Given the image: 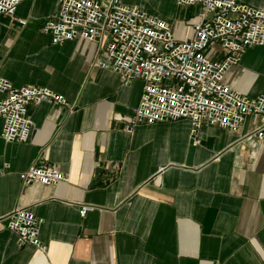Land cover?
I'll return each instance as SVG.
<instances>
[{
	"label": "crops",
	"instance_id": "1",
	"mask_svg": "<svg viewBox=\"0 0 264 264\" xmlns=\"http://www.w3.org/2000/svg\"><path fill=\"white\" fill-rule=\"evenodd\" d=\"M122 1L171 22L179 38L191 36L187 20L200 11L177 0ZM58 4L22 0L15 17L0 14V75L68 100L33 103L26 142L4 141L0 116V217L32 210L47 247L20 246L0 229V264H264V141L249 136L259 118L237 131L205 124L195 136L186 118L131 125L143 80L123 85L95 66L97 43L54 44L42 26ZM207 53L226 52L215 44ZM224 82L264 95V45L250 47ZM42 164L67 181L24 184L20 174Z\"/></svg>",
	"mask_w": 264,
	"mask_h": 264
},
{
	"label": "built area",
	"instance_id": "2",
	"mask_svg": "<svg viewBox=\"0 0 264 264\" xmlns=\"http://www.w3.org/2000/svg\"><path fill=\"white\" fill-rule=\"evenodd\" d=\"M22 0H0V14L15 17ZM181 6H198L187 20L192 34L177 37L166 19L149 14L122 0H59L57 10L42 30L54 44L81 39L97 43L94 65L116 72L123 85L144 82L131 125L154 124L186 118L192 135L205 125L237 131L248 116L260 123L249 134L264 141V95L250 97L224 82L227 72L253 46L264 45V6L238 0H177ZM21 24L26 20L18 19ZM226 53L208 56L215 45ZM1 137L6 142H26L31 135L30 106L42 101L68 105L64 95L45 86H15L0 75ZM24 184L56 185L67 181L55 166L32 165L20 174ZM87 207H83L84 215ZM35 213L16 207L0 217V229L17 235L20 246L33 245L42 252L40 224Z\"/></svg>",
	"mask_w": 264,
	"mask_h": 264
}]
</instances>
